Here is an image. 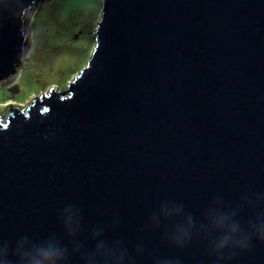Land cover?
<instances>
[{
	"label": "water",
	"instance_id": "obj_1",
	"mask_svg": "<svg viewBox=\"0 0 264 264\" xmlns=\"http://www.w3.org/2000/svg\"><path fill=\"white\" fill-rule=\"evenodd\" d=\"M46 1L0 0V85ZM95 35L0 114V264H264V0H103Z\"/></svg>",
	"mask_w": 264,
	"mask_h": 264
},
{
	"label": "rangeland",
	"instance_id": "obj_2",
	"mask_svg": "<svg viewBox=\"0 0 264 264\" xmlns=\"http://www.w3.org/2000/svg\"><path fill=\"white\" fill-rule=\"evenodd\" d=\"M103 0H48L28 15L29 45L16 79L0 85V114L28 107L52 85L66 90L95 44Z\"/></svg>",
	"mask_w": 264,
	"mask_h": 264
},
{
	"label": "clouds",
	"instance_id": "obj_3",
	"mask_svg": "<svg viewBox=\"0 0 264 264\" xmlns=\"http://www.w3.org/2000/svg\"><path fill=\"white\" fill-rule=\"evenodd\" d=\"M234 232L239 231V227L237 226L233 229ZM258 238L264 240V231H259L257 233ZM233 244L240 248H246L248 246V242L232 240ZM230 238L225 237L222 239L220 247L225 248L229 245ZM66 249H62L59 247H39L35 250V254L31 255L29 258V264H58L59 261H62L65 258Z\"/></svg>",
	"mask_w": 264,
	"mask_h": 264
}]
</instances>
